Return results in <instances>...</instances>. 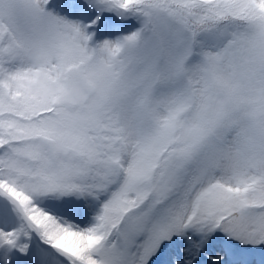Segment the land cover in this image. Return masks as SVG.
<instances>
[{
  "label": "snow or ice",
  "instance_id": "snow-or-ice-1",
  "mask_svg": "<svg viewBox=\"0 0 264 264\" xmlns=\"http://www.w3.org/2000/svg\"><path fill=\"white\" fill-rule=\"evenodd\" d=\"M0 264H264V0H0Z\"/></svg>",
  "mask_w": 264,
  "mask_h": 264
}]
</instances>
